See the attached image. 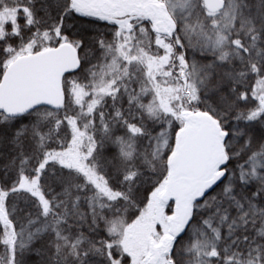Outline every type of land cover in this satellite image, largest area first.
Here are the masks:
<instances>
[{
	"label": "snow or ice",
	"instance_id": "obj_1",
	"mask_svg": "<svg viewBox=\"0 0 264 264\" xmlns=\"http://www.w3.org/2000/svg\"><path fill=\"white\" fill-rule=\"evenodd\" d=\"M0 264H264V0H0Z\"/></svg>",
	"mask_w": 264,
	"mask_h": 264
}]
</instances>
